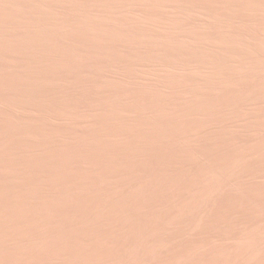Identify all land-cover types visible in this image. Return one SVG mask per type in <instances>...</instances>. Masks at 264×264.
I'll use <instances>...</instances> for the list:
<instances>
[{"label":"bare ground","instance_id":"bare-ground-1","mask_svg":"<svg viewBox=\"0 0 264 264\" xmlns=\"http://www.w3.org/2000/svg\"><path fill=\"white\" fill-rule=\"evenodd\" d=\"M6 152L0 264H264V0H0Z\"/></svg>","mask_w":264,"mask_h":264},{"label":"rangeland","instance_id":"rangeland-1","mask_svg":"<svg viewBox=\"0 0 264 264\" xmlns=\"http://www.w3.org/2000/svg\"><path fill=\"white\" fill-rule=\"evenodd\" d=\"M6 151H8V150H6ZM0 155H1L0 161L2 164H6V165H12V164L17 165V164H19L18 168H20V169L27 168L29 165L30 166L34 165V166H36V168H39L42 171L43 170L46 171L50 168L53 169V168L59 166V164H60L59 162H61L59 159H57V158L54 159V158L49 157V156H47V157L44 156L41 158H37V157L36 158H32V157L27 158L25 156L12 154L11 152L10 153L6 152V155H5V153L0 154ZM95 155H99V153H93L91 155H84V156L89 157V156H95ZM96 157H100V156H96ZM147 157H149V158H147ZM147 157H144L138 153H136L132 156H125L124 154H115V155H113L112 159L111 158H105L107 161H101V159H97V160L95 159V160L98 161L97 162L98 164L105 165V166H109L110 164L117 165V168L119 167L118 170L112 172L113 175L117 176V177L144 176V173H143L141 167H145L148 169L151 168V169H154V171L155 170H162L163 173H166L167 171H173L174 169L189 168V166H194L195 164L199 163L201 160H206V159L209 161L215 160L213 158H198V157H194V156H183L182 154H180V156H172V155H168L166 153H163L159 156L148 155ZM4 158H5V161H4ZM6 158H7V160H6ZM90 158H92V157H90ZM36 159H37V161H36ZM82 162L83 161L78 162L80 167L79 166L73 167V165H69V167L70 168L72 167L75 171L78 170L77 172L85 171L84 167L81 168ZM50 165H52V166H50ZM132 165L135 168L132 167ZM31 168H33V167L31 166ZM16 169H17V167H16ZM162 176H165V175L158 173V174L153 175L152 178L153 179H159V178H162ZM245 179H264V177H261L260 174H253L249 177H246ZM244 186L247 187L248 189H252L248 180L245 181ZM224 194H225V196L227 195V198L232 201L231 210L229 213L222 215L219 218L221 220L228 221L231 217L237 216V214L235 212L237 204H236V201L233 200V193L230 190H226ZM157 261H158V259H157ZM157 261H156V264H160V263L162 264L165 262V259L164 260L160 259L158 262ZM162 261H164V262H162ZM166 262L168 263L167 260H166Z\"/></svg>","mask_w":264,"mask_h":264}]
</instances>
